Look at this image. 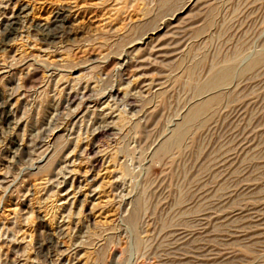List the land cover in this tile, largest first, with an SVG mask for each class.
I'll return each instance as SVG.
<instances>
[{
	"label": "rangeland",
	"instance_id": "1",
	"mask_svg": "<svg viewBox=\"0 0 264 264\" xmlns=\"http://www.w3.org/2000/svg\"><path fill=\"white\" fill-rule=\"evenodd\" d=\"M263 42L264 0H0V264H264Z\"/></svg>",
	"mask_w": 264,
	"mask_h": 264
},
{
	"label": "bare ground",
	"instance_id": "2",
	"mask_svg": "<svg viewBox=\"0 0 264 264\" xmlns=\"http://www.w3.org/2000/svg\"><path fill=\"white\" fill-rule=\"evenodd\" d=\"M207 1H208V0H207ZM163 2H164V1H163ZM187 2H188V1H187ZM209 4H210V3H209ZM209 4H208V5H209ZM167 5H169V4H167ZM210 5H211V4H210ZM162 6H163V5H162ZM162 6H161V8H162ZM165 7H166V6H165ZM165 7H164V8H165ZM197 7H198V6H197ZM208 7H209V6H207V8H208ZM164 8H163L162 10H164ZM169 8H170V6H169ZM169 8H168V9H169ZM7 37H8V36H7ZM243 41H244V40H243ZM244 42H245V41H244ZM263 43H264V42H263ZM240 44H241V43H240ZM167 46H168V45H167ZM245 46H246V45H245ZM262 46H263V45H262ZM243 47H244V46H243ZM240 48H242V46H241ZM240 48H239V49H240ZM244 48H245V47H244ZM263 48H264V46H263ZM263 48H262V49H263ZM260 50H261V49H260ZM240 51H241V50H240ZM240 51H238V53H239ZM245 51H246V50H245ZM262 51H263V50H262ZM162 53H163V52H162ZM165 53H166V52H164V54H165ZM240 53H241V52H240ZM240 53H239V55H240ZM242 53H243V52H242ZM167 54L169 55L168 52H167ZM167 54H166L165 56H167ZM257 54L259 55V54H261V52H260V53H257ZM257 54H256L255 56H257ZM263 54H264V53H263ZM234 55L237 56L238 54H237V55L234 54ZM261 55H262V54H261ZM235 56H234V57H235ZM229 58H231V56H230ZM241 58H243V57H241ZM245 58H246V57H245ZM248 58H249V57H248ZM231 59H232V58H231ZM246 59H247V58H246ZM246 59H245V60H246ZM253 59H254V58H253ZM229 60H230V59H229ZM252 61H253V62L251 63L250 67H251V68H252V67H254V68H258V67H259L258 65H260V64L262 65V63H263V61H264V55H262V56L259 55L257 59L252 60ZM221 62H222V61H221ZM242 62H243V61H242ZM200 63H201V62H200ZM223 63H224V62H223ZM229 63H232V62L230 61ZM229 63H228V64H229ZM249 63H250V62H249ZM226 64H227V63H226ZM263 64H264V63H263ZM221 65H223V64H221ZM221 65H219V66H221ZM229 65H230V64H229ZM248 65H249V64H247L245 67H247ZM219 66H218V67H219ZM224 66H225V65H224ZM226 66H228V65H226ZM226 66H225V67H226ZM255 66H258V67H255ZM221 67H222V66H221ZM225 67H224V68H225ZM231 67H234V65L231 66ZM261 67H262V66H261ZM194 68H195V67H194ZM215 68H216V67H215ZM228 68H229V69H228ZM236 68H237V67H236ZM248 68H249V67H248ZM248 68H247V69H248ZM254 68H253V69H254ZM108 69H109V68H108ZM189 69H190V68H189ZM210 69H211V68H210ZM216 69L218 70V68H216ZM216 69H215V70H216ZM219 69L221 70L222 68H219ZM245 69H246V68H245ZM247 69H246V71H247ZM253 69H252V70H253ZM262 69H263V68H262ZM192 70H193V67H192V69H191V72H192ZM212 70H214V69H212ZM229 70H230V72H229ZM234 70H235V69H234ZM234 70H233V69H230V67L228 66L227 69H222L221 71L213 72V73L211 74V76L208 77V78L211 77V79H210V81L206 84V87H207V88L209 87L208 89H210V87H215V89H216V87H217V88H220V86H218V85H220V84H222V83H224V82H225V83H228V82H227V79L231 80V79L229 78V77H230V76H229V73H231V76H232V75L234 74V73L232 74V72H233ZM248 70L250 71V69H248ZM208 71H209V70H208ZM257 71H258V70H257ZM260 71H261V70H260ZM188 72H189V70H188ZM191 72H190V73H191ZM209 72H210V71H209ZM237 72H238V71H237ZM253 72H256V71H253ZM258 72H259V71H258ZM190 73H189V75H190ZM193 73H194V72H193ZM245 73H246V72H244V74H245ZM186 74H187V72H186ZM208 74H209V73H208ZM239 74H240V73H239ZM242 74H243V71H242ZM248 74H249V73H248ZM187 75H188V74H187ZM193 75H194V74H191L190 76H193ZM190 76H189L190 79L195 77V76H194V77H190ZM242 76H243V75H242ZM245 76H246V75H245ZM251 76H252V75H251ZM195 78L197 79V77H195ZM208 78H207V79H208ZM231 78H232V77H231ZM196 79H195V80H196ZM207 79H206V81H207ZM229 80H228V81H229ZM193 81H194V79H193ZM194 82H195V81H194ZM200 82H201V81H200ZM230 82H231V81H230ZM230 82H229V83H230ZM204 83H205V82H204ZM163 84H164V83H163ZM198 85H199L198 87L200 88V85H201V84H198ZM202 85H204V84H202ZM224 85H225V84H224ZM192 86H193V85H192ZM222 88H223V87H222ZM201 89H202V88H201ZM208 89H207V90H208ZM213 89H214V88H213ZM215 89H214V90H215ZM203 90L206 91L205 93H207L206 88H204ZM211 90H212V89H211ZM211 90H209L208 92L211 93ZM196 91H197V90H196ZM200 91H201V90L198 91V93H197L198 95H199V92H200ZM153 94H154V93H153ZM159 94L161 95L162 93H159ZM151 95H152V94H151ZM205 95H206V94H205ZM213 95H215V94H213ZM216 95H217V94H216ZM216 95L213 96L212 98H211V96H210L211 99H210V98H209V100L207 99V100H208L207 102H206V101H205V103L202 102V104L199 105V106L194 105V106H193L194 109L191 111V113H190L189 115H187L188 113L186 114V115L188 116L187 119L185 118V120H186V124H189V123L191 124V122H193V120H196V118H197L202 112L204 113V111L207 110L208 108L211 109V106H212L213 104L217 103V99H219V97L221 96V95H220V96L216 97ZM158 96H159V95H158ZM222 97H223V96H222ZM232 97H233V96H232ZM234 97H235V96H234ZM158 98H159V97H158ZM220 98H221V97H220ZM159 99L161 100V98H159ZM197 99H198V98H197ZM221 100H222V99H221ZM221 100H220V101H221ZM220 101L218 102V104H220ZM218 104H217V106H219ZM212 107H213V106H212ZM214 107H215V106H214ZM219 107H220V106H219ZM219 107H217V108L215 107V108L218 109ZM210 109H208V111H209ZM208 111H205V112H208ZM212 111H215V110H213V108H212ZM210 112H211V111H210ZM215 113H217V112H215ZM215 113L213 112V113L211 114V116H212V115L214 116ZM207 114L209 115V113H207ZM186 115H185V116H186ZM202 115H205V114H202ZM202 115H200V116H202ZM200 116H199V118L201 119ZM209 116H210V115H209ZM211 116H210V117H211ZM213 116H212V117H213ZM207 117H208V116H206L205 119H207ZM199 118H198V121H199ZM202 118H203V117H202ZM121 119H122V118H121ZM205 119H203V120H205ZM118 120H119V119H118ZM123 121H125V120H123ZM195 122H197V120H196ZM195 122H194V123H195ZM203 122H204V121H203ZM127 123H128V122H127ZM127 123H125V124L128 125ZM121 124H122V123H121ZM125 124H124V125H125ZM182 124H184V120H183V123H182ZM182 124L180 125L181 127H182ZM197 124H198V123H197ZM116 125H117V124H116ZM184 125H185V124H184ZM114 126H115V125H114ZM185 126H186V125H185ZM185 126H183L184 129L179 128V127H178L179 129L177 128V130L175 131V135L173 136V139H172L173 141L171 140L170 142H168V143H170V144H168V143L166 144V143H165V145H163V146L160 148V150H159V152H158V153H160V155L169 152L170 149L173 148V147H175V146L178 148L177 145H178V144L180 143V141H182V139L185 137V134L188 133V132H187L188 130H186V132H185V129H186L188 126H187L186 128H185ZM197 126H200V125H197ZM118 127H119V126H118ZM123 127H124V126H123ZM123 127H122V128H123ZM193 127H194V126H193ZM98 128H99V127H98ZM115 128H116V127H115ZM129 129H130V128H129ZM187 129H188V128H187ZM54 130H55V129H54ZM117 130H119V129H117ZM96 131H97V132H96V134H95L94 137H96V138L98 139V137H99L100 135H102V134H104V133L106 132V129L101 128V129H97ZM107 132H108V130H107ZM113 133H114V132H113ZM104 135H106V134H104ZM186 135H188V134H186ZM190 135H191V133H190ZM102 136H103V135H102ZM100 137H101V136H100ZM119 137H120V136H119ZM187 137H188V136H187ZM189 137H190V136H189ZM166 139H167V138H166ZM100 140H101V139H100ZM188 140H190V138H188ZM102 141H103V140H102ZM186 141H187V139H186ZM183 142H185V141H183ZM183 142H182V144H183ZM94 143H95V142H94ZM98 143H99V142H98ZM27 144H28V143H27ZM100 144H101V143H100ZM180 144H181V143H180ZM180 144H179V145H180ZM49 145H50V144H49ZM103 145H104V144H103ZM103 145H101V146H103ZM107 146H108V145H107ZM107 146H106V147H107ZM180 146H181V145H180ZM185 146H186V145H185ZM35 147H36V146H35ZM38 147H39V146H38ZM25 148H26V147H24V148H23V147H22V148L18 147V148H17V153H18V163L24 161L23 159H24V158L28 155V153H29V152H28L29 150L27 151ZM49 148H50V147H49ZM99 149H100V148H99ZM101 149H102V147H101ZM174 150H175V148H174ZM180 150H181V149H180ZM118 151H119V150H118ZM178 151H179V150H178ZM178 151H177V152H178ZM181 151H182V150H181ZM181 151H180V152H181ZM11 152H12V151H11ZM32 152H33V151H32ZM93 152H94V147H93L92 145H91V146H88V148L86 149V152H85V157H86V156L89 157V155H91V154H92V155H95ZM173 152H174V151H173ZM177 152L175 153V155L178 154ZM116 153H117V152H116ZM116 153H115V154H116ZM29 154H30V153H29ZM49 154H50V153H49ZM49 154H48V155H49ZM99 154H100V153H99ZM119 154H120V153H119ZM168 154H169V153H168ZM179 154H180V153H179ZM44 155H46V152H45ZM172 155H174V154H172ZM54 156H55V155H53V157H54ZM176 156H177V155H176ZM28 157H29V156H28ZM87 157H86V158H87ZM159 157H160V156H159ZM161 157H162V155H161ZM174 157H175V156H174ZM38 158H39V157H38ZM40 158H41V157H40ZM95 158H96L95 156H91V157H90V161H88V163H90L89 166H90L91 168H92V166H93V164H94L93 162L95 161V160H94ZM171 158H172V157H171ZM171 158H169V159L171 160ZM50 159H51L50 156H49L48 158L46 157L45 160H44V161H45V164H44L43 166H40V165H39L38 168L36 167V168L39 169V170H38L36 173H33V174H31V175L37 176V175H39V174H41V173H43V175H44L45 173H47V172L50 173V171L47 170V167L51 168V166H52V165H51V166H48V164H47L49 161H51ZM166 159H168V158H166ZM9 160H10V159H9ZM28 160H30V159H28ZM54 160H55V158H54ZM86 160H87V159H86ZM37 161H38V160H37ZM16 162H17V161H16ZM38 162H39V161H38ZM42 162H43V161H42ZM18 163H16V164H18ZM50 163H52V162H50ZM96 163H97V161H96ZM96 163H95V164H96ZM22 164H23V163H22ZM32 164H33V163H32ZM18 165H19V164H18ZM20 165H21V164H20ZM13 166H14V165H13ZM95 166H96V165H95ZM49 170H51V169H49ZM28 173H29V172H28ZM30 173H31V172H30ZM30 173H29V175H30ZM125 173H126V172H125ZM20 174H21V173H20ZM62 174H63V173H62ZM26 175H28V174H26ZM43 175H42V176H43ZM123 177H124V176H123ZM46 178H47V177H46ZM46 180H47V179H46ZM48 180H49V179H48ZM14 181H15V180H14ZM50 181H51V180H50ZM61 181H62V180H61ZM36 182H37V181H36ZM12 183H13V182H12ZM12 183H11V184H12ZM46 184H47V181H46ZM10 186H11V185H10ZM38 186H39V185H38ZM40 186H41V185H40ZM44 186H45V185H44ZM38 189H39V188H38ZM42 190H43V189H42ZM55 195H56V194H55ZM56 197H57V196H56ZM20 198H21V197H20ZM136 198H138V197H136ZM48 199H49V198H48ZM142 199H143V198H142ZM35 202H36V201H35ZM50 202H51V201H50ZM142 204H143V203H142ZM38 205H39V204H38ZM46 207H47V206H46ZM141 208H142V207H141ZM45 212H46V211H45ZM136 213H137V212H136ZM55 216H56V215H55ZM133 217H134V216H133ZM132 219H133V218H132ZM32 233H33V232H32ZM46 237H47V234H46ZM48 238H49V237H48ZM30 240H31V239H30ZM63 244H64V243H63ZM36 245H37V244H36ZM66 249H67V248H66ZM35 250H36L35 252H36L37 254H39V253L42 252V250H41V252H40V249H39L38 246H36V249H35ZM36 253H35V254H36ZM20 254H21V253H20ZM43 255H44V254H43ZM42 257H43V256H42Z\"/></svg>",
	"mask_w": 264,
	"mask_h": 264
}]
</instances>
